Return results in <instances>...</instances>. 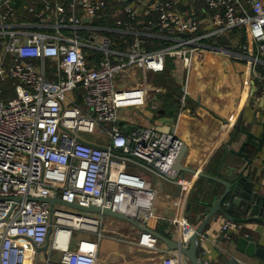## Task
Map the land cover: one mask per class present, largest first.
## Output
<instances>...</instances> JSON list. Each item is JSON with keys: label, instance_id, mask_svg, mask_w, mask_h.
Here are the masks:
<instances>
[{"label": "built area", "instance_id": "built-area-1", "mask_svg": "<svg viewBox=\"0 0 264 264\" xmlns=\"http://www.w3.org/2000/svg\"><path fill=\"white\" fill-rule=\"evenodd\" d=\"M197 1H125L127 19L113 13L122 31L132 30L133 20L142 14H153L149 24L171 41L149 48L136 34L125 39V48H117V38L95 21L108 8V0H33L25 18L18 0H0V264H28L30 247L44 245L50 237V245L61 255L47 256L45 264H97L96 242L82 239L71 248L70 240L77 228L101 236L104 213L79 214L76 208L41 197L57 194L126 213L128 206L134 207L131 214L148 221L156 189L127 166L169 177L184 142L176 132L155 125L126 131L119 122L120 108L146 103V71L163 69L168 56L182 59L189 70L204 36L245 27L264 49V0H203L211 12L206 20L199 15ZM204 21L210 28L201 33ZM243 46L249 50L248 44ZM88 48L103 56L91 63ZM132 68L144 72L143 80L119 85L117 79L129 77ZM6 81L15 86V95L7 99ZM79 87L83 103L74 94ZM187 99L184 87L180 100L186 104ZM84 132L107 134L109 141H94ZM178 181L185 195L187 180ZM181 222L179 240L186 243L195 228L186 218ZM62 227L70 231L65 247L57 242ZM237 227L236 220L227 218L221 233L229 236ZM157 241L152 231L141 229L140 242L155 247ZM179 256L182 252L175 249L163 263L178 264ZM201 262L211 264L208 258Z\"/></svg>", "mask_w": 264, "mask_h": 264}, {"label": "crops", "instance_id": "crops-1", "mask_svg": "<svg viewBox=\"0 0 264 264\" xmlns=\"http://www.w3.org/2000/svg\"><path fill=\"white\" fill-rule=\"evenodd\" d=\"M30 1L33 0L17 2L22 18H25L26 6ZM123 5L113 6L111 10L127 19ZM177 5L182 6V3ZM196 6L200 17L206 20L211 12L204 1H197ZM102 24L107 26L102 31H112L117 38V48H125V39H129V35L132 36L130 39L136 34L144 35V39L141 38L145 43L163 38L162 34L142 26L122 31L114 19ZM205 24L204 21L200 27L201 33L210 28ZM244 44H248L249 50L246 51ZM88 51L91 63L103 56L102 51L93 48H88ZM255 56L257 59L253 60ZM48 75L54 76L53 73ZM128 75L125 78L119 77L118 84L135 83L144 78V72L140 69L132 68ZM146 79V103L120 108V124L126 131L138 126L155 125L159 130L176 132L186 146L182 163L196 169L195 172L182 170L176 177H164L145 167L132 164L127 166L141 172L156 189L152 215L146 222L147 226L152 231L179 239L182 235V218L189 220L195 230L204 223L198 235V255L202 261L208 258L211 264H230V257L235 256L241 264H264V257L246 255L238 249L236 241L240 235L250 234L256 241L264 244V221H237L238 227L230 230L229 236L222 235L221 226L227 219L226 215L219 210L216 216L206 219L226 186L220 180L199 173L203 171L234 180L235 171L240 170L247 161L242 154L236 152L240 149L255 156V163L264 168V147L255 152L254 148L258 143L253 138L249 145L242 146V142L248 138L247 129L258 134L262 131L264 49L258 41L250 39L245 27L227 28L220 34L200 39L189 70L182 59L168 56L163 69L146 71ZM184 87L188 90L186 104L180 100ZM82 92V87L75 90L77 102L83 103ZM89 138L100 143L109 141L107 134L95 132ZM250 169L263 172L252 166L246 172L251 171ZM253 175L251 173L250 177ZM180 178L187 180L189 186L185 195L178 181ZM235 214L254 216L250 212L240 214L236 211ZM101 229V236L98 231L75 229L70 240L71 248H76L82 239L96 242L97 264H164V258L175 253L174 248L159 238L155 247L140 242L142 228L124 218L104 213ZM66 237L67 233L62 230L60 241ZM51 239L52 237L47 249L39 250L34 245L30 247L28 264H45L47 256L52 259L60 258L61 250L50 245ZM183 241L189 243L188 240ZM177 261L178 264H193L185 255L177 257Z\"/></svg>", "mask_w": 264, "mask_h": 264}, {"label": "water", "instance_id": "water-1", "mask_svg": "<svg viewBox=\"0 0 264 264\" xmlns=\"http://www.w3.org/2000/svg\"><path fill=\"white\" fill-rule=\"evenodd\" d=\"M127 1V0H124ZM86 21H89V18L85 17ZM262 131L260 134L254 132L251 129H247L246 132L248 134V138L242 142V146L249 145L251 139H255L257 141V145L254 148L255 152H258L260 149L264 147V121L261 122ZM234 151V148H231ZM186 146L182 145L179 150L175 163L171 172L168 174L170 177H176L180 171L188 170L191 172H195L196 169L185 166L182 163V158L185 154ZM236 151V150H235ZM239 154H242L246 158V163L244 166L234 173V180H227L224 178H220L218 176L210 175L206 172L200 171V174L209 176L213 179L220 180L226 186L225 191L219 197L217 202L211 207L210 212L207 216L208 220L211 216H216V212L219 210L222 211L227 218L236 220V221H250L251 219H257L260 221H264V168H260L255 163V156H250L248 152H244L242 149L236 151ZM252 166V168H257L262 170L263 172H254L252 169L248 173L246 172L248 167ZM253 173V177H250V174ZM42 199L49 200L53 205L55 202H60L63 205L71 206L78 210L79 214H90L92 215L94 212H103L106 214L114 215L120 218L127 219L142 229L150 230L146 223L142 222L135 215L123 212L119 209H115L109 206H102L99 204H90L84 205L77 201H69L64 198H61L57 194L53 196L41 197ZM238 213H252L253 217L249 216H237L235 212ZM205 220V221H206ZM204 223L198 227L189 237V243H183L179 239L168 237L158 231H152L159 239L166 241L170 247L174 249H178L182 252L183 256H187L193 264H202L201 259L198 255V235L202 231ZM237 246L238 249L243 251L246 255H258L264 257V244L256 241L252 235H240L237 238ZM49 246V239L46 241L44 245L37 246L39 250L47 249ZM230 264H241L235 256L230 257Z\"/></svg>", "mask_w": 264, "mask_h": 264}, {"label": "trees", "instance_id": "trees-1", "mask_svg": "<svg viewBox=\"0 0 264 264\" xmlns=\"http://www.w3.org/2000/svg\"><path fill=\"white\" fill-rule=\"evenodd\" d=\"M108 1H109L108 8L106 10H104V11H101L100 14L97 16V18L95 20L96 23H98V24H102L104 22L107 23L109 20H113V19L115 20L116 17L113 16L114 11L111 10V7H113V6H116V7L117 6H121L122 4L125 3V1H123V0H108ZM152 15L153 14H149V15L142 14L141 16L137 17L136 19L133 20L134 27L142 26V27H146L145 29H149L150 28L149 30L156 29L155 27L151 26V24H149V19H150V17H152ZM110 32L112 33V31H110ZM113 33L116 34V32H114V31H113ZM129 36H130V38L132 37L131 35H129ZM140 37H142L144 39V35H142ZM121 41H122V39H121ZM170 41L171 40H167L165 38H162V39H156L155 38V42H153L152 40L148 41V42H146V46H148L149 48H156V47H159V46H162V45H166ZM6 94H5V96H6Z\"/></svg>", "mask_w": 264, "mask_h": 264}, {"label": "bare ground", "instance_id": "bare-ground-1", "mask_svg": "<svg viewBox=\"0 0 264 264\" xmlns=\"http://www.w3.org/2000/svg\"><path fill=\"white\" fill-rule=\"evenodd\" d=\"M129 207V206H128ZM126 208V210L127 211H130V212H128V213H133L134 212V207H131V208ZM123 209H124V207H123ZM71 221H73L74 223H75V225H80V223H79V221H77V220H72L71 219ZM62 230L65 232V233H67V237L63 240V241H60V235H61V232H62ZM68 235H69V238H70V231H69V228L68 227H62L60 230H59V233H58V236H57V242H58V245L59 246H66L67 245V242H68Z\"/></svg>", "mask_w": 264, "mask_h": 264}, {"label": "rangeland", "instance_id": "rangeland-1", "mask_svg": "<svg viewBox=\"0 0 264 264\" xmlns=\"http://www.w3.org/2000/svg\"><path fill=\"white\" fill-rule=\"evenodd\" d=\"M4 85H5L6 89H7V94L5 96L6 99L9 96L15 95V86L13 85L12 81H6V82H4ZM82 135L87 137V138H89L91 136V133L84 132V133H82ZM74 238H76V237H74Z\"/></svg>", "mask_w": 264, "mask_h": 264}]
</instances>
